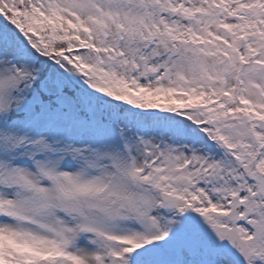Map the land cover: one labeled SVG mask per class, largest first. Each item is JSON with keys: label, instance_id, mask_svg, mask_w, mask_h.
I'll list each match as a JSON object with an SVG mask.
<instances>
[{"label": "snow or ice", "instance_id": "1", "mask_svg": "<svg viewBox=\"0 0 264 264\" xmlns=\"http://www.w3.org/2000/svg\"><path fill=\"white\" fill-rule=\"evenodd\" d=\"M0 264H264V0H0Z\"/></svg>", "mask_w": 264, "mask_h": 264}]
</instances>
